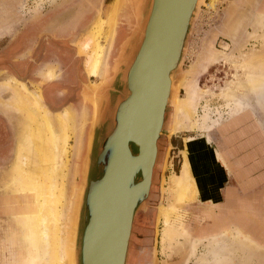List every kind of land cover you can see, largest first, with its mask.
<instances>
[{"label": "rangeland", "instance_id": "rangeland-1", "mask_svg": "<svg viewBox=\"0 0 264 264\" xmlns=\"http://www.w3.org/2000/svg\"><path fill=\"white\" fill-rule=\"evenodd\" d=\"M113 1L114 0H0V264H33L29 260L31 249L27 242V231L19 215L22 208L19 209L17 207V205L23 204L21 200L24 195L15 193L13 186V169L18 158V149L21 141L26 135L25 133L28 132L33 120L37 126H42L44 122L43 113L31 103L32 96H39L40 106L43 110L48 112V120L52 128H54L57 138L61 139V130L60 127H58L59 125L56 119V114H59V112L55 114L50 113L43 103V98L39 89H37V84L34 83L30 85L32 89L31 92L28 91L23 84L27 91V93H25L26 97L29 95L30 98L27 97L28 101H24V106H21L22 103L18 102L22 99V94L20 90H18L20 83L14 79L9 80L11 78L9 76L10 71L5 68V66L14 62V59L29 62V59L34 58L33 47L38 43L41 45L45 44L44 46L50 45L52 42H61L69 45L73 43L75 49L78 48V57L83 58L84 72L90 80L87 79L85 84L92 86L91 82L99 84L108 77H111L114 61L119 54L120 47L134 28L135 8H131L128 4H125L124 7L122 6L119 9L115 19V27L118 32L123 31L124 34L122 38L116 40L114 45L112 37L115 33H109L107 27H104L102 35L98 37V41L104 51L103 57L101 58L98 79L95 80V78L90 77L84 66L86 59L85 54L91 53L92 48H89L85 53L80 52V49L87 36L92 32L95 22L99 18L106 20ZM209 1L210 0H203L193 22L187 49L179 70L180 72L189 69L201 49L204 36L209 32L211 27L213 28L220 24L225 9L233 0H220L214 11L207 9L206 4ZM257 9L255 12L263 16L264 21V0H260ZM125 14L128 16H125ZM263 32L264 30L258 31L257 36L262 35ZM248 33L251 34L250 36L252 37L251 27H248ZM250 36L246 48L250 49V47L254 45V47L258 49L264 38L263 40L257 38L254 41ZM228 45L229 42L222 36L216 38L214 41V47L217 50H222L224 47H228ZM51 52L52 50L47 52L46 56L50 57ZM107 52L109 56L107 58L108 70L106 64ZM109 52L111 53L110 55ZM43 62L36 67V70H40L39 74L41 75L44 69L48 68L47 64L49 63L48 60ZM49 73L52 74L51 78L48 77ZM56 73L55 66L48 68L44 72V79L46 81H52L55 79ZM230 74L231 70L228 64L224 62H216L213 63V65L210 64V66H208L205 71L201 72L198 77V90L204 92L209 90L216 91V89L222 87L231 79ZM189 78L192 80L194 76ZM13 81L17 83H15L17 87L11 91L10 88L14 83ZM35 90L36 92H34ZM262 95L263 94H261L262 99L257 103L254 102L255 98L253 96L248 97V100L254 104L253 107H246L242 104L236 107L234 103L222 102L217 97L209 98L208 110L211 117L214 119V125H210V129L206 131L170 134L171 131L169 132V128L173 115V107L170 105L166 108L163 133L157 141L158 156L152 175L151 190L147 199V209L145 212L137 214L134 219L126 264H161L162 260H167L162 257L164 255L161 256L158 243L159 229L162 226L159 221V213L162 206H168L165 200L166 180L171 172L179 174L180 167L182 166L181 163H183L179 149L183 148L182 146H184L185 138L187 137L194 139L195 142H193L192 145L201 153L199 154V156L201 155V162L196 166V170H206L211 173L215 171L228 172V175H230L228 178L230 183L224 181L225 183L223 185L234 190L233 199L235 198L237 200V207L235 203L230 210L226 211V204H224L216 213L221 215L223 220H230V224L225 226V228L229 227L227 233H230V235L238 239L240 234L251 237L254 243L260 247V250H258L264 252V95ZM177 96L183 97L184 90L179 89ZM8 104L17 112L8 108ZM83 104L84 106L81 107V111L78 114L69 107L60 111L61 113L66 109L70 113L72 119L69 159L72 144L74 147L75 143L73 136L76 134V123L82 125L87 121L88 112L85 106L90 104L84 100ZM202 104H204V101L201 102V105ZM198 110L199 114H201L200 107ZM20 115H22L23 119H20L23 123V130L19 135L18 128L16 131L13 130L14 139L12 140L7 127H12V123L16 121ZM78 132V135H76L79 144L77 152L80 150L82 139V131ZM18 137L19 145L15 153V163L12 165L13 162L9 159L15 148V139H18ZM72 138L73 142L71 144ZM188 145L189 143L186 145V150L184 152L187 151ZM217 153L226 157L231 172L227 171L220 162ZM187 156L188 155L185 153L186 160L188 158ZM203 158H205V161ZM69 159L65 182L66 199H68H65V205L69 203L68 200H70L72 195L75 181L79 180L73 176L67 179L68 174H73V171L70 169L73 160L72 158ZM189 161L191 162L190 159ZM10 168L12 172H10ZM75 173L77 175V168H75ZM194 187L196 192L199 190V193H202L203 188H199L197 183ZM211 190L212 187L206 192H211ZM14 196H16V199L18 198L20 202H17L13 206L10 203L8 204V202H11L9 200ZM193 199L194 198L188 202L193 201ZM198 203L199 202L195 200L187 205V213L184 214V211H182V214L186 216L185 223H187L189 227L190 220L197 211ZM176 208L179 214V212H181L179 211L180 207L177 206ZM210 209L213 210L212 207H210ZM208 211L204 213L206 214ZM206 215L211 219L213 214ZM238 216L239 220H233V218ZM209 221L210 220H208V222ZM205 222L208 223L207 220H205ZM214 225L213 223L210 229H213ZM204 227H207V225H204ZM217 232L218 231H214L213 233L215 234ZM199 234L200 236H204L203 233ZM191 235L193 238H197L198 236H194L192 233ZM192 242H194L193 239ZM198 250L202 251L201 248ZM155 259L157 260L156 262ZM192 260L193 258H191L189 262H186V264H192ZM39 262L43 264L44 261L40 260ZM165 264L184 263H178V259L172 257L168 258ZM228 264L243 263L229 258Z\"/></svg>", "mask_w": 264, "mask_h": 264}, {"label": "bare ground", "instance_id": "bare-ground-1", "mask_svg": "<svg viewBox=\"0 0 264 264\" xmlns=\"http://www.w3.org/2000/svg\"><path fill=\"white\" fill-rule=\"evenodd\" d=\"M219 1L210 0L206 4L207 9L214 11ZM259 3L260 0H233L225 9L220 24L211 27L204 36L201 49L198 55L196 54L197 57L189 69L184 72L179 84L177 85L170 77V100H168L173 107L170 134L210 129L214 119L208 110L209 98L217 97L222 102L234 103L236 107L241 104L253 107L254 104L248 100L250 96L255 98L254 102L256 103L262 99L261 94L264 95L262 93L264 92V32L260 36H257V32L264 30V21L263 16L255 12L258 10ZM125 4L135 8L137 0H114L106 20L99 18L95 22L92 32L87 36L80 49V52L85 53L89 48H92L91 53L85 54L84 66L87 74L95 80L99 78L101 58L104 52L98 37L102 35L104 27H107L109 33H114L118 11ZM248 27L252 28V37L248 33ZM220 36L224 37L229 45L222 50H217L214 47V41ZM249 36L254 41L257 38L263 40L258 49L254 45L250 49L246 48ZM216 62L228 64L231 70V79L216 91L198 90L199 75L210 64L213 65ZM51 76L52 74L49 73L48 77L51 78ZM192 76L194 78L190 80L189 77ZM103 81L99 84L91 82L92 86H85L81 93L84 101L91 102V104L89 103L92 106L90 127L91 124L98 121L96 102L91 99V96ZM179 89L184 90L183 97L177 96ZM18 90L22 94V99L18 102L24 106V101L27 102V97H30L29 95L26 97L27 91L23 84H20ZM31 99L33 106L43 113L41 114L44 117V122L42 126H37L33 120L21 141L18 158L13 169L14 192L24 195L21 200L23 204L17 205V207L22 208L19 215L27 231V242L31 249L29 260L33 264H40V260L44 261L43 264H76L74 239L81 192L80 185H74L72 195L68 200L69 203L65 205L66 171L72 131L71 115L66 109L56 114L58 127L61 130V139H58L48 120V112L43 110L39 104V96H32ZM202 101L204 104L201 105ZM199 107L201 114L198 112ZM90 127L86 148L90 139ZM190 148L188 145L187 151H183V154H187ZM218 157L227 171L231 172L226 157L220 153H218ZM84 160L85 156L80 160L81 166L77 167L78 173L80 172L81 175L85 169ZM193 175L184 157L180 173L171 172L166 180L165 200L168 206H162L159 213V221L162 225L159 231L161 255L167 257L175 253L174 255L180 256L178 262L184 264L191 258H193L192 264H228L229 258L243 264H264V252L262 250L260 252V247L254 243L253 239L244 234H240L238 239L225 231L220 236H211L206 241L202 240L203 238L194 239V242L190 240L186 228L180 225L182 216L178 214L176 207L187 203L196 195L194 187L196 183ZM9 201L11 202L8 204L13 206L20 202L16 196L10 198ZM199 248L202 251H199Z\"/></svg>", "mask_w": 264, "mask_h": 264}, {"label": "water", "instance_id": "water-1", "mask_svg": "<svg viewBox=\"0 0 264 264\" xmlns=\"http://www.w3.org/2000/svg\"><path fill=\"white\" fill-rule=\"evenodd\" d=\"M202 3L137 0L112 75L92 93L98 121L79 183L76 264H126L134 219L147 209L170 77L178 85L187 71L179 70Z\"/></svg>", "mask_w": 264, "mask_h": 264}, {"label": "crops", "instance_id": "crops-1", "mask_svg": "<svg viewBox=\"0 0 264 264\" xmlns=\"http://www.w3.org/2000/svg\"><path fill=\"white\" fill-rule=\"evenodd\" d=\"M17 81L20 82V84H24L28 91H30V92L32 91L31 86H30L31 83H29L28 81H20V80H17ZM70 81H71V79L68 78V80L64 81V82L67 83V85L72 87V88L77 87V83H75L73 81L70 82ZM84 85H88V84H85V83L84 84L83 83L80 84L81 88H80L79 92L75 93L76 95L73 97V102L74 103L70 104L69 106L67 105V107L73 109L76 114L80 113L81 107L84 106L83 99H82V96H81V93H82ZM34 92H36V90ZM40 94H41V92H40ZM85 107H87V112H88L87 121L85 123H83L82 125H80V123H78V124L76 123V126H75L76 127L75 128V133L76 134L73 136L74 141H75L74 147H73V144H72L73 138H72V141H71L72 149H71V153H70V159L72 158L73 164H72V167L70 169H71V171H73V174L70 173V174L67 175V179L70 176H73L74 178L79 179L78 181H75L74 185H76V186L79 185V183L81 181V174H80V172L78 173V169H77V175H76L75 168H77L78 166H81L80 160L83 159L84 156H85L86 145H87V136H88V131H89V127H90V116H91V111H92V106L91 105H86ZM48 110L50 111L51 114H55L56 112H60L61 111V109H51V108H49ZM12 111H14V110H12ZM20 119H22V115H20L17 118V120L12 123V127H7L9 132H10V134H11V139L12 140L14 139L13 133H12L13 130L16 131L17 128H18L19 129L18 135L23 130V128H22V124H23L22 120L23 119L22 120H20ZM78 131H82V135H81L82 139H81L79 152H77L79 144H78L77 139H76L77 138L76 135H78V133H79ZM181 132H186V131H181ZM15 140H16V143L14 144L15 148L13 149V152H12L11 157L9 159V160H12V162H13L12 165L15 163V153H16L17 146L19 145V137H18V139H15ZM193 142H195L193 138H191V137L185 138L184 146H182L183 148H181V150H179V151L181 153L182 162H183L184 157H185V155L183 154V151L186 150V145L189 143V146L191 148H190V150L187 153V155H188L187 157L191 160V162L189 161L188 158H187L186 162H187L188 167L191 168V172L194 174L193 178H194L195 182L197 183V185H199V188H201V189L203 188V190H202L201 194L199 193V190L196 192V195L197 194L198 195L197 196L195 195L193 201L187 202V203H185L183 205H179V207H180L179 211H181V212H179V214H180V216H182V218L180 219V221H181L180 225L184 226L186 228V231L188 232V236L190 237V240H192V239L193 240L194 239L198 240V239H202L203 238L202 240L206 241V240H209V238H211V236L216 237V236H220L222 234V232L223 233L225 231L228 232L229 228L228 227L225 228V226H228L230 224V220H228V219L223 220L221 215H219V214L217 215L216 213H217L218 209L221 208V206H224L225 202H226V205H227L225 207L226 211L230 210L232 208V206L235 205V203H236V207H237L238 202H237V200L235 198L233 199L234 190H232V188H230L228 186H224L223 185L225 182L226 183H230L228 181V178L230 176V175H228V172L224 173V172H220V171L219 172L215 171L214 173H211L210 171H206V170H202V171L196 170V166L199 164V162H201V159H200L201 155L199 156V154H201V153H200V151H198L197 149L194 148V146L192 145ZM0 152H1V150H0ZM77 156H78V159H77ZM203 160L205 161V158H203ZM7 163H11V162H7ZM69 165H70V163H69ZM181 165H182V163H181ZM11 168L9 169L10 172H12ZM180 169H181V167H180ZM10 172H9V174H10ZM179 173H180V170H179ZM74 185H73V187H74ZM211 187H212L211 192H206L209 189H211ZM228 192H229V194H227ZM226 194H227V196H226ZM228 195H230V196H228ZM195 200L197 202H199V203H198V206H197V211L193 215L194 217L190 220V227H189V225H187V223H185L186 216L184 214L187 213V211H188L187 205H189L190 203L194 202ZM210 207H212L213 210L210 209ZM182 211H184V214H182L183 213ZM205 211H208V213H206V214H213V216H211V217H213V218H211L213 221L209 218V216H207L204 213ZM237 218H239V216ZM237 218L235 217V218H233V220L234 219L236 220ZM205 220H207V222H208V220H210V221L208 223H206ZM222 221H224L225 223L222 222ZM204 223H206V224H204ZM213 223L215 225L217 223V225L216 226L214 225L215 227L213 229L212 228L210 229V227L213 225ZM204 225H207V227H204ZM218 225L221 228H219ZM223 225H225V226H223ZM214 231L215 232L218 231V232L215 233V234H212ZM191 233L194 236L198 235L200 238L198 236H197V238H195V237L193 238ZM199 233H203L204 236H200ZM209 234H211V235H209ZM158 243H159V238H158ZM174 254H171V255H169L167 257L168 258L176 257L177 259L180 257V256L174 255ZM162 257L166 258L168 260L167 257H165V256H162ZM167 260L166 261L162 260L163 263L161 262V264H165L167 262Z\"/></svg>", "mask_w": 264, "mask_h": 264}, {"label": "flooded vegetation", "instance_id": "flooded-vegetation-1", "mask_svg": "<svg viewBox=\"0 0 264 264\" xmlns=\"http://www.w3.org/2000/svg\"><path fill=\"white\" fill-rule=\"evenodd\" d=\"M125 16H128L125 14ZM113 45L116 43L117 39L123 37V31H119L114 29ZM45 45V44H44ZM40 43L36 44L33 47L34 50V58L29 59V62H24L22 60L14 59V62L11 64H7L5 68H7L10 72V79L20 80V81H28L29 83L37 84V89L41 92L43 96V103L49 109H64L73 104V97L76 95L75 93L79 92L81 86L80 84H84L89 80L88 76L84 72L83 68V58L78 57V48L75 49L74 44H64L52 42L50 45L44 46ZM52 50L50 57H47V52ZM46 51V52H45ZM110 51V49H109ZM112 53V50H111ZM109 52V55L111 54ZM108 52L106 57V64L108 70ZM48 60L47 67L52 68L55 66L56 69V77L52 81H46L44 79V72L48 69H44V72L39 74L40 70H36V67L41 64V62H45ZM43 62V63H44ZM33 66V67H31ZM71 79V81L77 83V87H70L64 81ZM70 81V82H71ZM90 81V80H89ZM14 82V81H13ZM18 82V81H17ZM16 82L11 85V91L14 90L17 85ZM20 83V82H19ZM17 84V83H16ZM12 95V92H11ZM11 97V96H10ZM9 97V99H10ZM8 99V103H9ZM8 107L15 112V109L11 108L8 104ZM19 113V112H18ZM60 113V112H59ZM181 150V149H179ZM149 236V235H148ZM146 253V252H145ZM147 254V253H146Z\"/></svg>", "mask_w": 264, "mask_h": 264}]
</instances>
